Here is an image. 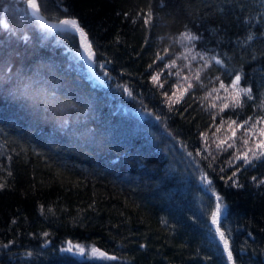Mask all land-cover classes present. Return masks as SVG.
Listing matches in <instances>:
<instances>
[{
    "label": "trees",
    "instance_id": "obj_1",
    "mask_svg": "<svg viewBox=\"0 0 264 264\" xmlns=\"http://www.w3.org/2000/svg\"><path fill=\"white\" fill-rule=\"evenodd\" d=\"M39 3L78 21L91 67L73 31L47 47L0 31V60L48 59L96 114L61 134L0 97V264H228L217 226L233 264H264V0ZM28 9L17 0L0 23L27 28ZM202 175L223 198L218 225Z\"/></svg>",
    "mask_w": 264,
    "mask_h": 264
},
{
    "label": "clouds",
    "instance_id": "obj_2",
    "mask_svg": "<svg viewBox=\"0 0 264 264\" xmlns=\"http://www.w3.org/2000/svg\"><path fill=\"white\" fill-rule=\"evenodd\" d=\"M17 0H0V10L8 12L14 8ZM16 27L0 23V31H10L16 36L26 34L28 29L35 32L37 44L47 47L50 43L63 41L69 30L60 25L59 16L53 12L34 14L28 9L27 28L22 17L17 18ZM67 82L59 75V68L48 59L40 58L25 65L21 57L10 53L6 59L0 60V97L10 103L18 104L26 110L40 112L46 125H51L63 134L74 121L95 118V103L88 97L81 100L61 92ZM100 139L87 148H102Z\"/></svg>",
    "mask_w": 264,
    "mask_h": 264
},
{
    "label": "snow or ice",
    "instance_id": "obj_3",
    "mask_svg": "<svg viewBox=\"0 0 264 264\" xmlns=\"http://www.w3.org/2000/svg\"><path fill=\"white\" fill-rule=\"evenodd\" d=\"M26 6L29 9H31L34 14H39L40 12L43 11L42 6L39 3V0H26ZM149 19H150V17H148V14H147V19L145 20L146 24L149 23ZM59 23H60V25L66 26L69 31H73L76 34H78L82 48H83V51H84V53H86V58L89 61H92L93 57L95 55V53L93 51L92 44L88 41L87 34L84 31V29L78 24V21L75 18L64 17V18H60ZM186 38L189 40H195L196 39V37L192 36V35H188ZM248 39H252V37L249 36ZM213 59H215V62L217 64L221 63L220 59H217L215 57H213ZM105 74L107 75V73H105ZM152 80H153V83H156L157 82V76L154 75L152 77ZM240 80H241V75L236 74L235 79L232 80V85L233 86L238 85V82ZM221 86L223 87V85H221ZM161 87H162V85H161ZM124 91L127 93V95L129 97H132L133 93H132V91L129 90V88L127 86L124 87ZM240 91L244 95H247L249 98H251V95L247 89H240ZM168 99L171 100V98H168ZM221 110H223V109H221ZM245 123H247V122H245ZM245 143H247V141ZM228 146L231 147L232 145L229 144ZM217 147H220V146L218 145ZM262 147H264V145H262ZM252 157L257 158V159L260 157H264V151L259 152V153L252 152ZM241 158H243L245 164H249L251 161V158L247 154H244L243 157H241V156L235 157V159H241ZM221 171H223V169H221ZM235 175H236V173L233 172V177H235ZM229 179H232V178H229ZM202 181L206 184V186L211 191L212 196H214L215 200L217 201V203L215 204V210L212 211V213H211V224L212 225H218L220 223L222 216H223V209L225 207L223 204V198L220 195H217L216 189L213 187V181L211 179H209L207 175H202ZM261 183H264V181H262ZM232 186L238 187L239 185L236 184L235 180H233ZM0 187H3V185H0ZM215 234L219 237V241L223 245V250L227 254L228 264H233V253L230 250V242H229L230 237L228 235H226L225 231H222L221 227H219V226H217L215 228ZM45 235H47V233H45ZM6 246L7 245H5V247ZM81 251H83V249H81ZM92 251L96 252L98 250L93 248ZM108 259L115 260L116 257H108Z\"/></svg>",
    "mask_w": 264,
    "mask_h": 264
},
{
    "label": "rangeland",
    "instance_id": "obj_4",
    "mask_svg": "<svg viewBox=\"0 0 264 264\" xmlns=\"http://www.w3.org/2000/svg\"><path fill=\"white\" fill-rule=\"evenodd\" d=\"M68 18H69V17H68ZM73 33L75 34L76 39L74 38V40L76 41V44H77L78 47H79V50H80V53H81V55H82L83 60L86 62V64H87L89 67H91V65H92V61H89V60L86 58V53H84V51H83V48H82V45H81L80 38H79L78 34H76L75 32H73ZM88 41H89V40H88Z\"/></svg>",
    "mask_w": 264,
    "mask_h": 264
}]
</instances>
